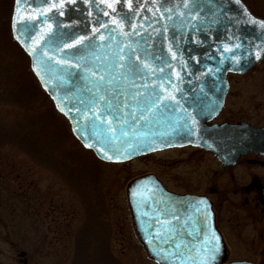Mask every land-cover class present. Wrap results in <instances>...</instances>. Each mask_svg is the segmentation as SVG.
I'll list each match as a JSON object with an SVG mask.
<instances>
[{
  "label": "water",
  "instance_id": "water-1",
  "mask_svg": "<svg viewBox=\"0 0 264 264\" xmlns=\"http://www.w3.org/2000/svg\"><path fill=\"white\" fill-rule=\"evenodd\" d=\"M59 2L20 0L18 5L13 0L10 33L27 55L41 89L67 120L71 134L98 159L125 162L185 145L211 152L223 167L235 164L239 157L249 153L264 156V126L245 121L208 124L223 107L228 91L227 74L246 73L264 57V28L259 23L264 18L253 14L243 0H202L196 5L189 0L188 8L184 7V0H170L163 5L169 11H156L158 0H133L134 7L144 4V8L139 15L133 12L131 19L119 27L110 21L115 18L119 22L122 13L128 11L123 0L114 5L116 13L100 0H88L87 4L79 0L71 5L65 0V7L44 12L45 7ZM60 11L65 14L61 16ZM105 11L108 16H104ZM30 16L36 19L29 20ZM25 23L32 25L29 31H21L20 26ZM133 23L138 35L132 34ZM49 24L51 29L45 30ZM100 24L106 27L92 33L93 27L99 29ZM113 28L115 32L111 31ZM101 32L103 40L99 39ZM122 32L128 35L122 36ZM80 36L88 39L71 49L64 47ZM225 44L243 47L226 52ZM80 56L85 57L83 62L77 59ZM62 60L68 63H60ZM128 62L148 67L134 77L127 72ZM153 88L160 96L175 99L154 102L140 111ZM101 96L105 100H100ZM93 98L96 103H88ZM106 101H111L117 109L115 113L97 111L106 107ZM163 104L174 105L175 110ZM208 109H212L211 114ZM178 115L189 118L185 127H181L185 120L177 119ZM102 121L107 125L104 133L112 138L111 145L96 140L92 124ZM188 128L192 129L191 134ZM101 148L112 158H106ZM125 192L133 228L148 256L157 264H195L210 247L206 243L209 233L218 238L215 243L219 248L212 264H258L249 260L226 261V246L215 228L211 203L205 196L170 192L153 173L130 179ZM261 197L264 202V187ZM201 200L206 207L199 203ZM170 223H182V231H168Z\"/></svg>",
  "mask_w": 264,
  "mask_h": 264
},
{
  "label": "rangeland",
  "instance_id": "rangeland-1",
  "mask_svg": "<svg viewBox=\"0 0 264 264\" xmlns=\"http://www.w3.org/2000/svg\"><path fill=\"white\" fill-rule=\"evenodd\" d=\"M7 1L0 0V16ZM243 1L264 18V0ZM27 64L28 58L2 36L0 28V264H74L76 237L86 240L81 255L93 251L88 248V234L104 236L102 247L120 264H157L138 239L125 194L127 182L146 172L172 186L188 182L191 188L220 189L227 259L264 264V202L259 201V194L246 189L254 175L264 176V167L249 161L256 156H241L226 169L208 151L190 147L121 163L84 159L87 180L81 176L82 184L75 179L76 184L70 181L69 185L62 174L69 180L71 176L56 166L61 155L58 148L66 150L69 143L62 138L60 146L52 149L57 123L49 117V102L24 86L20 69ZM228 81L226 101L216 121L264 126V57L246 73L229 74ZM35 116L38 141L31 157L25 148L33 147V140L25 134V125ZM59 116L69 130L67 121ZM93 243L100 248L97 239ZM80 262L78 257L76 263Z\"/></svg>",
  "mask_w": 264,
  "mask_h": 264
},
{
  "label": "trees",
  "instance_id": "trees-1",
  "mask_svg": "<svg viewBox=\"0 0 264 264\" xmlns=\"http://www.w3.org/2000/svg\"><path fill=\"white\" fill-rule=\"evenodd\" d=\"M8 3V7L6 6L5 8V12L2 16H0V28L2 29V36L5 37L6 40H8V42L12 43L18 53L23 56H26L23 51L17 46V44L12 40L11 35H10V29H9V16H10V11H11V5H12V0L7 1ZM6 3V5H7ZM17 66H20V64H18ZM20 73L22 74L23 80H24V86H26L30 93H32L31 91L33 90L34 94L36 96H38L39 98L42 96L44 97L45 100H47L49 102L50 105V109H49V117L53 119V121H56L55 123H57L56 125V130L57 133L53 132L52 135L54 136L53 138V143H52V149L56 150L57 147L60 146V141L63 138V141L66 139L67 142L69 143V147L66 148V150L63 147L58 148L59 151H61V155L58 158V163H56V166L58 168V170H60V172L67 174L68 176H71V180L68 179L67 176H64L62 174V176L64 177V180L67 184L70 185V183L74 182L76 184V180H78V184H82L81 183V178L83 177L85 180L86 176L83 173L84 169L86 167L83 166V160H87V161H91V162H96V157L92 154V152L90 150H87L85 148H83L82 146H80L79 142L72 136V134L70 133V131L68 130V128L66 129V125L61 121V117L59 116V114L54 110L53 106L51 105V102L49 100V98L47 97V95L42 91V89L40 88L37 80L35 79V77L33 76L32 72L29 69V66L27 64L26 68L24 69L21 66L20 69ZM3 88L2 85L0 86V89ZM9 99V98H8ZM11 100V99H9ZM19 121L14 122L13 124L18 123ZM38 123L37 120V116L35 117H31V121L30 124H26L25 125V134H27L32 140H33V147L35 145H37V137L38 135H34V134H38L34 131V128L36 126V124ZM1 124V123H0ZM59 135V136H58ZM36 139V140H35ZM73 141V142H71ZM47 144H49V142L47 141ZM26 147V153H28L31 157H33V153L35 152V147ZM40 152V151H39ZM53 154V153H52ZM82 176V177H81ZM80 178V179H77ZM76 179V180H75ZM90 180H92V177H90ZM71 181V182H70ZM75 186V185H74ZM77 186V185H76ZM90 208V207H89ZM89 214H91V208L89 211ZM93 218V217H92ZM91 227L93 229L92 223H91ZM91 233H96L94 231H91ZM82 235V234H80ZM97 239L98 243H100V248H97V246H95L96 244H94L93 242ZM90 240V241H89ZM86 240H84L83 242V237L82 236H78L74 239V246L77 251L76 256L74 257L73 263H76V260L79 259L81 260L80 264H120L119 262H117L116 259H114L111 256V253L109 252V249H106L103 246L105 238L104 236H102L100 234V236H95L94 234L91 235V237H87V241H88V248L93 250L91 251H87V255L82 253L81 255V251L83 252V248L84 245L86 244L85 242ZM80 251V252H78Z\"/></svg>",
  "mask_w": 264,
  "mask_h": 264
},
{
  "label": "snow or ice",
  "instance_id": "snow-or-ice-1",
  "mask_svg": "<svg viewBox=\"0 0 264 264\" xmlns=\"http://www.w3.org/2000/svg\"><path fill=\"white\" fill-rule=\"evenodd\" d=\"M79 0H67V4L68 5H71V4H76L78 3ZM83 2L85 4L88 3V0H83ZM101 3H107V7L112 9V12L113 13H116V7H114V5H116L118 3V0H100ZM151 3H157V0H150ZM159 2V7L156 9V11H160L161 9H163V5L164 3H168L170 2V0H158ZM191 2L196 5V4H199V3H202V0H191ZM210 3H214V0H209ZM20 3V0H17V4L19 5ZM123 4L127 5V8H128V11L127 12H124L122 13L123 15V19H121L119 22L113 18L110 23L114 24V25H117L118 27L119 26H122L124 24L125 21L131 19V16H132V13L135 12L136 14L139 15L140 13V9L144 8V4H140V7L139 8H136L134 7V4H133V0H123ZM188 5H189V0H184V7L185 8H188ZM66 4H65V0H60V2L57 4V3H52L50 4L48 7H45L44 8V12L47 13L49 12L52 8H57V9H60V8H63L65 7ZM164 11H169V9H163ZM17 13L20 12V8L17 7L16 9ZM148 11H152L151 8L148 9ZM65 13L64 11H60V15L63 16ZM121 13H117V15H120ZM89 15H91V13H89ZM109 13L107 11L104 12V16H108ZM29 20H35L36 17L35 16H30L28 18ZM44 19H47V17H44ZM144 19H147V17H145ZM169 20H171V17H168ZM195 19V17H194ZM14 23H15V17H14ZM97 23H99V20H97ZM261 27L264 28V22H259ZM21 27V31H29L32 27V25L28 24V23H25L23 25L20 26ZM51 25H47V28L45 30H50L51 29ZM106 27L105 24H100L99 25V29H97L96 27H93L92 29V33H97L100 29H104ZM193 27H198L197 25H193ZM137 28V25L136 24H132V34L133 35H138V33L135 31V29ZM112 32H115L116 29L113 28L111 29ZM164 31L166 32L167 31V28L164 29ZM122 36H127L128 33L126 32H122L121 33ZM88 38L85 37V36H80L78 37L77 39L73 40L70 44H65L64 47L65 48H73L75 45H78V44H81V42L83 41H86ZM99 39L103 40L104 39V36L102 34V32L100 33L99 35ZM231 39V38H229ZM240 48V47H243L242 44H235V45H232L231 47L228 45V44H225L224 45V50L226 52H230L232 51V48ZM129 48H131V45H129ZM169 52H172V47L169 46ZM145 55H149L147 53H145ZM172 55L173 57H175V52H172ZM257 58H259L260 56V53L257 52ZM78 60H80L81 62L84 61L85 57L83 56H80V57H77ZM121 59H123L121 57ZM156 59H159L158 57ZM233 60H237L238 58L237 57H232ZM60 63H68V61H60ZM124 65H122L123 67ZM76 67H80V65H76ZM127 72L130 73L131 75H133L134 77L138 76L139 73L141 71L144 70V68H147L148 66L145 64L143 66V68L141 66H138L137 64H133L131 62H128L127 65ZM94 75V73H93ZM177 75H179L177 73ZM101 79H103V77H101ZM109 83H111V81H109ZM100 91V88L97 87L96 88V92L99 93ZM147 104L140 107V111H144L145 108L148 106V105H152L154 102L155 103H158L160 101H166V100H174L175 97L174 96H160L159 93L156 92L155 88L151 89L148 93H147ZM158 97V99H157ZM100 100H105V98L103 96L99 97ZM88 103H91V104H95L96 103V99L93 98L92 100L88 101ZM163 107L165 108H168V107H171L173 110H175V106L174 105H168V104H163L162 105ZM62 111L64 110L63 108L61 109ZM97 111H100L101 113L105 112V111H110V112H113L115 113L117 111V109L113 108L112 107V103L111 101H106V107H103V108H99L97 109ZM208 113L211 114L212 113V109H208ZM184 119L185 120V124L184 125H181V127H185L187 125V122H188V117H180L179 115L177 116V119ZM114 120H118V117L114 116L113 117ZM96 120H100V117H96ZM192 120V123L193 125L195 124V118H191ZM92 127L93 129L96 131V140L97 142H101V140H103V142L105 144H108V145H111L112 144V138L108 137L105 133H104V128L107 127V125L102 121L100 124H96L95 122H93L92 124ZM108 131H112V129H108ZM188 132L189 134L192 133V129L191 128H188ZM91 146V145H89ZM131 147V146H129ZM100 151L104 152V155L106 158L108 159H111L112 157L108 156L107 152L104 151L103 148L100 149ZM200 204H205V207H206V202L201 200L199 202ZM218 238L215 236L214 233H209L207 234L206 236V243H208L210 245V247L204 251L201 255H200V259L197 260L195 262V264H212V261L215 259V256L217 254V252L219 251V248L217 246V244L215 243V241L217 240Z\"/></svg>",
  "mask_w": 264,
  "mask_h": 264
},
{
  "label": "flooded vegetation",
  "instance_id": "flooded-vegetation-1",
  "mask_svg": "<svg viewBox=\"0 0 264 264\" xmlns=\"http://www.w3.org/2000/svg\"><path fill=\"white\" fill-rule=\"evenodd\" d=\"M225 101H226V98H225ZM188 147L194 148V149H197V150H202L199 147L191 146V145L181 146V147H170V148H167V149H164V150L183 149V148H188ZM164 150L156 151V152H153V153L161 152V151H164ZM204 152H206V151H204ZM208 153L210 155H212L213 157H215L212 153H210V152H208ZM252 155L256 156V157L255 158H250L249 159L250 163L251 164L257 163V164H260L261 166L264 167V160L262 159V157H264V156H260V155L255 154V153H250V154H247L245 156L253 157ZM226 167H223V168L226 169ZM263 180H264V176L263 175H260V176L254 175L252 177V179H251V182L246 187V189L249 192L251 190H253L255 193L259 194V201L261 199V188L264 187ZM162 183H163L164 187L168 191L173 192V193L178 194V195H184V194L205 195L211 202V206H212V209H213V212H214V225H215V228L217 230H219V232L223 236V233L221 231L220 213H221V208L223 207L224 204H223V202H221L222 198H221L220 193H219L220 189H218L215 186H209L205 190H201L200 188H191L192 185H190V183H188V182H184L185 184L181 183L180 184L181 186H178V185L176 186L175 184H174V186H172V185L164 183L163 181H162ZM219 198H221V199L219 200ZM223 200H224V198H223ZM182 229H183V224L182 223H179L177 225H172L170 223V225L168 226V231L181 232Z\"/></svg>",
  "mask_w": 264,
  "mask_h": 264
}]
</instances>
